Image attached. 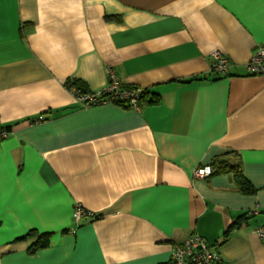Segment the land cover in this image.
Returning a JSON list of instances; mask_svg holds the SVG:
<instances>
[{"label":"crops","instance_id":"crops-1","mask_svg":"<svg viewBox=\"0 0 264 264\" xmlns=\"http://www.w3.org/2000/svg\"><path fill=\"white\" fill-rule=\"evenodd\" d=\"M260 46L264 0H0V264H174L195 235L216 264H264ZM111 72L149 90L139 111L69 87ZM218 159L256 192L234 170L195 177ZM33 230L51 239L30 254Z\"/></svg>","mask_w":264,"mask_h":264},{"label":"built area","instance_id":"built-area-1","mask_svg":"<svg viewBox=\"0 0 264 264\" xmlns=\"http://www.w3.org/2000/svg\"><path fill=\"white\" fill-rule=\"evenodd\" d=\"M214 58V71L218 75H225L229 70L228 57L216 51L212 54ZM247 71L250 75H264V46H260L253 54L251 60L247 64ZM111 79L106 88L96 93L80 94L75 87L71 90L84 107L97 106L107 102H119L131 106L135 110H140V100L143 95L142 88L128 87L121 84L114 72H111ZM45 121L44 116H40L33 124H40ZM10 131L0 128V143L9 137ZM213 174L211 166L198 168L194 175L197 178H207ZM258 210L254 209L250 212V216L257 215ZM74 220L80 224L83 217H93L94 214L77 206L74 210ZM257 234L264 241V222L257 229ZM174 264H216L221 261L220 254L217 249L211 247L200 236H193L182 245H178L172 252Z\"/></svg>","mask_w":264,"mask_h":264},{"label":"trees","instance_id":"trees-1","mask_svg":"<svg viewBox=\"0 0 264 264\" xmlns=\"http://www.w3.org/2000/svg\"><path fill=\"white\" fill-rule=\"evenodd\" d=\"M71 86L76 87L77 91L80 94H85L89 92L87 91V89L81 82L72 81V83L69 84V87ZM149 93H150L149 90H143V95L141 99L144 100L145 97L148 96ZM151 102L153 103L155 101L151 100L150 103ZM211 167L213 170V174L234 170V172H236V183H237L239 190L243 194H254L256 192V189H254V187L243 176L239 166L231 167L229 165V161L218 159L214 161ZM29 237L35 238L34 243L31 245L29 249L30 254H35L38 251L45 249L50 245L51 234H42V233L40 234L37 231L33 230V231L28 232L25 236H23L20 239H26Z\"/></svg>","mask_w":264,"mask_h":264}]
</instances>
